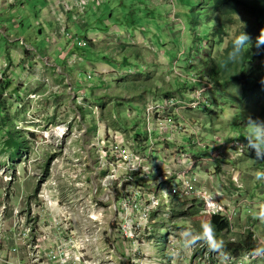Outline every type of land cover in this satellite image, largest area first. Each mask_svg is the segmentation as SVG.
<instances>
[{"label": "rangeland", "instance_id": "rangeland-1", "mask_svg": "<svg viewBox=\"0 0 264 264\" xmlns=\"http://www.w3.org/2000/svg\"><path fill=\"white\" fill-rule=\"evenodd\" d=\"M204 1L176 0L171 6L168 1L162 0H105L98 8L93 3L84 15L88 26L76 23L75 9L70 12L67 26L72 36H67L60 30L51 1L0 0V172L4 171L7 176H11V180L5 182L3 175H0L4 186L2 203L18 206L26 221L31 222L36 218L31 214L32 209L42 207L39 193L48 191L54 200L73 203L71 208H83V212L79 214L81 222L76 227L78 234L89 230L85 223L87 213L93 208L89 198L91 195L101 197L104 191L102 187H98L107 171L103 168L102 161L107 162L112 170L109 163H120L124 161V157H132L135 149L144 147L146 142L136 143V136H141L143 141L144 138L154 140L157 137L163 140L165 126L160 123L154 126L152 122L150 137H147L145 109L140 104L145 105L153 100H158L159 103L164 101L162 97L154 95V87L166 88L176 94L184 81L190 80L196 72L208 77V67L203 66L205 57L209 54V43L200 48L199 54L196 51L200 46L199 41L211 42L217 38L218 44L219 37L213 36L216 24L214 18L210 20L200 7ZM132 9L136 10V14L132 13ZM147 11L154 16L156 14L157 19L148 16ZM113 12L115 19H135L138 29L134 28V31L120 21L107 19ZM143 15H146L145 19ZM243 20L244 17H241L231 26L224 45H215L212 51L214 56L228 46L229 40L241 29ZM111 22L115 24L111 25ZM141 24H145L142 27L147 32L140 31ZM107 25L109 28L105 32L102 29ZM119 34H129L123 39L124 44L115 42ZM259 34L258 29L257 35ZM78 35L84 42L87 35L95 40V48L88 41L86 47H81ZM132 36L134 39H131ZM154 46L155 51L152 50ZM76 55L81 61L78 59L74 64ZM123 57L128 60V65H121ZM112 68L120 77L126 75L128 80L140 79L139 85L148 84L152 90L124 92L116 84L119 78L113 74ZM146 71L150 78H146L148 81L144 82ZM89 72L93 74V78L88 80L86 73ZM131 75L133 76L130 77ZM98 76H102L105 81H99ZM221 89L223 88L215 89L217 92L212 93L218 106L212 105L209 110L195 112L185 110L183 120L177 115H173V119L169 116L172 124L180 122L188 132L196 127L200 131L197 137L200 138L190 134L189 137H183V133H174L171 143L165 139L159 143L154 141L152 156L155 159L161 161V155H164V160L168 155L176 158L180 150L194 155L197 152L206 154L205 150H198L199 141L209 144L207 148L211 151L210 146L214 145L212 142H215L217 136L224 140L233 137L247 140L246 136L252 130L249 122L264 123V91L243 97L238 87ZM116 93L118 96H114ZM189 93L187 90L178 95L183 97ZM73 94L79 95L83 106L74 103ZM9 128L17 131L20 138L26 141L21 151L12 138L9 145L5 143L6 137H10ZM138 151L146 153L140 149ZM262 161L250 158L247 153L235 166L227 168L229 164L224 166L216 159L215 162L221 165L219 168L207 162L196 175L199 180H203L201 183L205 188L208 186L211 190L212 185L220 190L221 181L230 179L233 170L241 172V181L246 183L247 180L253 186L254 198L251 203L257 212L264 202V195L258 191L263 181L256 179L257 172H264V165L262 170L256 166ZM167 162L159 166L157 177L149 171L150 179L139 180L141 184L144 182V186L135 181L131 183L141 188L145 194H155L161 190L165 194L161 198L157 196L160 199V212L151 217L154 224L151 234L142 236L145 244L140 246L141 252L160 261H155L156 264H192L194 259L200 262L198 258L202 252L193 247L185 248L184 233H198L201 225L197 219L202 215L197 212L196 215L189 214L188 220L174 219L171 213L169 217L163 215L169 213L172 205L174 206L169 187H176L172 174L164 173L170 171L177 176L181 172L179 166L175 167L172 162ZM248 165L253 167H247ZM160 177L168 179V182L164 181L166 183L161 185V190L156 185ZM147 183L153 185L152 192L146 187ZM199 186L201 187L200 184ZM95 189L97 192H94ZM115 189L120 190L115 185L108 187L113 192ZM103 205L112 207V199ZM185 208L188 207L185 205ZM104 214L106 220L107 213ZM255 220L258 221L254 225L255 238L264 243V220L258 219L257 215ZM176 234L182 237L178 239L179 244L174 245L177 246L176 250L173 246L168 247L169 251L180 253L178 258L162 253L166 243L164 239ZM239 236V231L233 234L236 240ZM224 240L225 236L219 241ZM260 248L263 249L264 244ZM175 253L172 255L175 256ZM89 255H93L91 250ZM0 257L3 258V255L0 254ZM243 264H264V256Z\"/></svg>", "mask_w": 264, "mask_h": 264}, {"label": "built area", "instance_id": "built-area-1", "mask_svg": "<svg viewBox=\"0 0 264 264\" xmlns=\"http://www.w3.org/2000/svg\"><path fill=\"white\" fill-rule=\"evenodd\" d=\"M48 1H51L55 7L56 20L60 23L61 32L67 36H72L67 22L69 14L73 9L76 10V23L86 24L87 18L84 15L87 13L89 6L94 3V6L98 8L105 2V0ZM162 1H168L173 5V2L176 0ZM121 35L117 36L115 42L122 43L123 39L129 36V34L125 36ZM77 38L80 40L79 44L81 47L87 46V41H82L79 36ZM132 38L134 39L133 36ZM204 45L206 46V44ZM152 50H156L155 46ZM78 59L80 62V57L76 55L73 61L74 64H76V60ZM112 71L115 76H119L117 71L114 69ZM101 74H104L103 71H101ZM86 75L88 80L93 78L91 72L86 73ZM98 78L101 82L105 81L102 76H98ZM187 81L188 84L197 82L201 84V87L195 88L192 91L190 90L187 96L180 97L176 95L174 98L162 103H159L158 100H153L145 104L147 136L150 137L152 122L154 126H156V123H160L161 126H165L163 129V140H160L159 137L154 140L148 138L146 140L148 150L143 151L146 153L141 154L138 151L139 149H135L136 152H134L132 157H124V161L120 163L119 161L109 163L112 170L109 169L107 162L102 161V166L107 171L101 181H99L98 187H102L104 191L101 197L91 195L89 198V202L93 204V208L87 213V218L85 219V223L88 224L89 228L85 233L78 234L76 227L77 223L81 222L79 214L83 212V208H71L73 203H61L58 199L54 200L52 194L48 191H41L39 193L42 207L32 209L31 214L36 218L31 220V222L26 221L18 206H12V204L9 206L6 202L0 203V232L2 234L6 233L4 226L8 219V211L10 210L13 224L6 238L15 242L12 251L20 253V258L16 259L17 264L159 263L160 261L152 259L148 254H142L140 246L145 244L142 236H149L151 234V227L154 224L151 217L153 218L154 214L160 212V199L157 196L159 195L161 198L165 195L162 194L161 185L168 182V179L167 177H160L156 185L161 191L155 194H150L149 192L145 194L141 188L135 184H131L134 183L131 173L137 172L142 178L148 180L150 179L148 172L151 171L157 177L159 166L165 165V163H168L167 161L172 162L175 167L179 166L181 169V172L177 176L174 172L171 173L170 171L164 173L168 175L172 174V179L176 183V187L170 186L169 188L177 203L186 205L189 210L197 208L196 205H198L197 211L199 214L226 219L229 223V231L226 234L228 242L236 241L233 234H236L238 231L240 236L247 232H253V240L259 242L255 238V226L254 224H250L255 222V220H249L250 217H253V203H249L239 196V191L243 190L241 173H236L233 170L234 172L231 174L230 179L221 181L220 190L213 188L212 185L211 190L208 189V186L205 188V185L201 183L203 180L201 178L199 180V177L196 175V172L198 173L204 165L208 164L207 162L216 165V159H219V161L224 160L231 168L232 165L235 166L236 162L247 153L256 155L255 150L247 146L248 142L224 140L220 136H217L215 142H212L214 145L210 146L211 151L207 148L209 144L207 145L204 141H199L197 144L198 150H205L208 156L200 152L194 155L182 150L178 151L179 155L176 158L168 155L167 161L163 159L164 155H161V161L152 156L155 142H164L165 139V141L171 143V137L174 133H183V137L189 134L197 137L198 133H200L196 127L191 132H188L187 129L184 130V126L180 122L172 124L169 120V116L173 119V115H177L183 120L182 116L185 110H194L193 112H195L196 110H209L212 107L207 93L213 89V83L209 81L208 77L193 75ZM190 96H192V99H190ZM73 99L76 105H84H81L79 95L73 94ZM59 130L62 131L61 128ZM147 153L148 156H146ZM208 157H211V159H207ZM261 160L264 162V159ZM149 161L152 164V168H150ZM227 174H229L228 171ZM0 175H3L5 182L11 180V176H7L4 171L0 172ZM262 181L259 193L261 191L262 195H264V180ZM126 182L128 184L124 185ZM113 185L120 190L117 191L115 189L114 192L108 190V187ZM122 187L125 188V191H123ZM94 192H97V189ZM117 193L120 194L119 197ZM109 199H112V207L104 206L103 203ZM104 212L107 213L106 220ZM163 215L164 217H167V215L169 217L170 212ZM179 238L182 239L180 235L176 234L164 239V242H166L165 255L168 254L174 258L179 257L180 253L174 252L177 248L174 245L179 244ZM168 246H173L174 250L169 251ZM193 249L200 250L202 253L201 257L198 258L200 262L194 259L192 260V264H243L244 262L257 260V258L261 259L264 256V252L259 256L254 254L257 249H261L260 247L235 253H222L209 251L205 244L198 242ZM89 250L92 251L93 255H89ZM173 253H175V256L172 255Z\"/></svg>", "mask_w": 264, "mask_h": 264}, {"label": "trees", "instance_id": "trees-1", "mask_svg": "<svg viewBox=\"0 0 264 264\" xmlns=\"http://www.w3.org/2000/svg\"><path fill=\"white\" fill-rule=\"evenodd\" d=\"M205 12L206 16L210 20L213 17L216 24H215V31L213 33V36L219 37V43L220 45L225 44V39L229 36L228 31L231 29V26L235 25L238 20L241 17H244L243 20V28L240 29L247 33L252 41V46L247 49L242 58L239 60V62L232 63L227 61L228 53L231 51V40L228 42V46L224 47L221 52H219L217 55H213L212 51L214 50L215 45L217 44V38L210 41H199L200 46L198 48V51H196L198 54L200 53V48L203 47L204 43H209V54L205 57V63L203 67L207 68L208 73V79L213 83V89L210 90V92L207 93V96L210 98L211 104L215 107L218 106V102L215 100L216 98L213 97L212 93L213 91L220 90L222 87L223 89L228 88L230 86L238 87L240 89V95L243 97H249L255 93H259L264 91V46L257 48L256 47V40L260 36L261 32L264 31V0H205L204 4L200 6ZM132 13L136 14V10L132 9ZM148 16L154 17L153 19H157V16L150 11H147ZM161 15V14H159ZM146 15H143V19H145ZM107 19H113L116 21H120L121 24L127 25L129 28L138 29V24L135 19H128L126 21H123V19H115V13L113 12L112 15H110ZM252 20H254V23H252ZM194 21V20H193ZM118 24V22H116ZM88 26V23H86ZM115 24L114 22H111V25ZM136 25V27H135ZM145 24H141L139 27L140 31L147 32L143 29ZM143 26V27H142ZM109 28V25L105 27V29H102L103 31H107ZM260 30V34L257 35V30ZM239 30V31H240ZM239 31L236 33V35L239 34ZM79 36V35H78ZM86 41H88V44H90L92 47L95 48V40H92L88 37H86ZM138 57V56H137ZM128 60L123 57L121 60V65H128ZM198 68V67H197ZM195 69V67L193 68ZM196 70V69H195ZM199 72V71H198ZM198 72L195 73L197 76H202L201 74L198 75ZM137 74H141V72H137ZM131 75L130 77H132ZM139 76V75H137ZM136 76V77H137ZM144 82L148 81L150 78L149 73L146 71V75H144ZM148 78V79H146ZM121 80V81H120ZM140 79H127L126 75L124 77H121L116 80V84L119 86L120 89H124L128 92L136 93V91L139 90H146L151 89L148 84L139 85ZM184 85L181 86V88H178L176 90V94L172 90H168L166 88H153L154 95L157 97H162L164 101H168L172 98H174L176 95L180 94L182 95L184 91L187 90H193L195 88L201 87V84L196 83H188V81H184ZM141 87V88H140ZM216 89V90H215ZM221 89V90H223ZM217 92V91H216ZM220 92V91H219ZM114 96H118V94H114ZM143 97V96H142ZM140 106H145L141 105ZM10 130V137H7L5 140V143L9 145L11 138L17 143L18 147L23 149L25 146V140L21 139L18 132L14 131L13 128H9ZM12 136V137H11ZM148 137V136H147ZM141 136L135 137L136 143H142L148 140V138H144L143 141L141 139ZM231 140H238V141H246V140H239L237 137L232 138ZM148 144L144 143V147H139L141 151H146ZM264 162H260V167L263 169ZM131 176L133 177L134 181L140 185L144 186V182L141 184L139 180H145L142 178L137 172H132ZM155 177V176H154ZM128 184V182L124 183V185ZM146 187L149 188V191H153V185L147 183ZM118 197L120 196L119 193ZM172 199V203H174V206L172 205V209H170V213L174 219L178 220H188L189 216L191 214H195L197 212L198 215L199 212L195 209L189 210L185 208V205L183 204H177V201L175 200L174 196L170 197ZM190 214V215H189ZM189 215V216H188ZM197 221L200 222V225L205 222H210L215 231V237L219 241L223 236H225L229 231V223L226 219L220 218V217H214V216H208V215H202L200 216ZM250 223V224H254ZM200 231L201 229L198 228ZM198 231V232H199ZM223 248L220 252L226 253V252H239L242 250H252L254 248L262 247L258 241L253 240V232H247L244 235H241L237 238L235 242H228L227 240L222 241ZM164 254V250L162 251Z\"/></svg>", "mask_w": 264, "mask_h": 264}, {"label": "clouds", "instance_id": "clouds-1", "mask_svg": "<svg viewBox=\"0 0 264 264\" xmlns=\"http://www.w3.org/2000/svg\"><path fill=\"white\" fill-rule=\"evenodd\" d=\"M169 5L171 4L169 3ZM171 19H172V22H174V19L173 18ZM242 28H243V24L241 23V29ZM255 43H256L257 48L264 46V31L261 32L260 36L257 38ZM122 44L124 43L122 42ZM251 46H252V41L249 35L245 33L244 31L240 30L239 34L235 35L231 41V51L228 53L227 61L232 62V63L239 62L244 52L247 49H249ZM118 78H121L120 75L118 76ZM144 109H145V106H144ZM249 124H251L252 130L246 136L247 140L243 142H248L247 146L254 149L256 155H253L251 153H248V155L252 159H255V158L264 159V123L250 121ZM231 139L232 138H230L229 140ZM221 161L224 162L225 164H228L224 160H221ZM216 167L219 168L220 165L216 164ZM256 179L258 181L264 180V172H257ZM259 216H260V219L264 220V211H261ZM200 227H201V230L196 234H193L190 231H186L184 233L185 248L194 247L198 242H202L208 247L209 251L220 252L223 248V243L222 241H218L216 239L213 225L210 222H205L201 224ZM262 252H264V249H257L254 254L259 256L262 254Z\"/></svg>", "mask_w": 264, "mask_h": 264}, {"label": "crops", "instance_id": "crops-1", "mask_svg": "<svg viewBox=\"0 0 264 264\" xmlns=\"http://www.w3.org/2000/svg\"><path fill=\"white\" fill-rule=\"evenodd\" d=\"M7 138V137H6ZM221 164H225L224 162L221 161ZM221 166V165H220ZM226 166V164L224 165ZM256 166L260 167V163L259 164H256ZM229 167V165L227 166V168ZM247 167H253V166H250L248 165ZM262 170V169H261ZM246 183H243V190H240L239 191V196L243 199V200H247L249 203H251V200L254 198L253 195H252V192H253V186H251L249 184V182H247V180L245 181ZM259 191V189H258ZM4 193V186H3V183L2 181H0V203L2 202V194ZM261 211H264V202H263V205L260 206V209L255 212L254 209H253V212H252V219L255 220L256 218V215H257V218L260 219V212ZM255 213V214H254ZM256 221V220H255ZM258 222V221H256ZM255 225V223H254ZM11 226H12V218H11V215H10V210L8 211V219H7V222L5 223V232L4 234H2L0 232V254L3 255V258L2 261L0 260V264H9L10 263H14L13 261L16 262V259L20 258V253L19 252H13L12 251V247H13V244L15 242H12L11 240H8L6 237L7 235L10 233V229H11ZM259 240V239H258ZM260 245L263 247V244L264 243H261L259 241Z\"/></svg>", "mask_w": 264, "mask_h": 264}]
</instances>
